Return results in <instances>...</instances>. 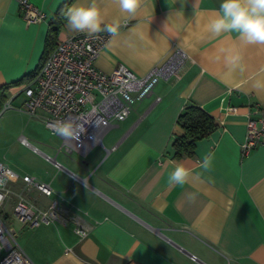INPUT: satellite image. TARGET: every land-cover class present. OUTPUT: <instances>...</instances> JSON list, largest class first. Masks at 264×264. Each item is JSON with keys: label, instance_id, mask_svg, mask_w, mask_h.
Listing matches in <instances>:
<instances>
[{"label": "crops", "instance_id": "1", "mask_svg": "<svg viewBox=\"0 0 264 264\" xmlns=\"http://www.w3.org/2000/svg\"><path fill=\"white\" fill-rule=\"evenodd\" d=\"M66 1L31 0L47 19L27 24L15 0H0V91L22 81L4 91L6 100L22 95L23 103L20 87L46 59L50 20ZM221 2L139 0L134 13H125L116 0H97L105 24L120 25L95 62L99 70L123 64L142 76L176 49L186 59L102 143L91 139L69 152L60 136L58 147L24 136L30 155L26 169L15 171L49 182L50 197L30 196L42 207L56 200L71 217L23 227L19 244L35 264H264V146L246 156L240 148L249 109L264 108V45L245 44L234 32L213 36L207 25ZM75 33L62 19L54 39ZM191 103L218 128L196 142L193 155L175 158L172 144L184 133L177 119ZM227 106L237 110L226 113ZM204 155L212 156L208 171L200 167ZM178 163L190 169L189 180L168 187ZM76 218L89 228L85 239L74 231Z\"/></svg>", "mask_w": 264, "mask_h": 264}, {"label": "built area", "instance_id": "2", "mask_svg": "<svg viewBox=\"0 0 264 264\" xmlns=\"http://www.w3.org/2000/svg\"><path fill=\"white\" fill-rule=\"evenodd\" d=\"M15 1L27 24L46 21V13L31 0ZM124 25H128V21ZM98 37L89 38L78 32L59 41L38 73L20 87L25 111L39 118L51 134L56 135L53 125L58 120L72 121L85 129L78 140L61 137L69 152L73 144L91 139L102 143V136L127 119L134 106L150 96L161 80L170 79L186 59L185 52L176 49L167 61L154 66L145 75L139 76L123 64L107 73L99 70L95 62L110 37L106 32L99 33ZM10 92V97L16 95L12 89ZM11 103L12 99L5 108ZM236 110V107L227 106L225 111L235 113ZM20 141L30 144L24 136ZM261 146H264V108L255 104L248 112L241 154L246 156ZM115 148L116 145L111 150ZM32 192L50 197L54 190L49 182L19 174L0 161V264H35L19 244L16 231L6 223L8 209L16 220L29 227L67 224L71 220L69 211L59 206L56 200L46 207L37 205L30 196ZM74 221L75 233L85 239L89 228L78 218ZM66 252H72V249L67 248ZM191 258L195 260L196 256Z\"/></svg>", "mask_w": 264, "mask_h": 264}, {"label": "clouds", "instance_id": "3", "mask_svg": "<svg viewBox=\"0 0 264 264\" xmlns=\"http://www.w3.org/2000/svg\"><path fill=\"white\" fill-rule=\"evenodd\" d=\"M119 8L125 13H134L139 0H116ZM66 27L73 32L84 33L89 38H99L98 34L106 32L114 38L119 34V21L105 24L97 0L87 4L75 0L61 11ZM208 31L213 36L222 33H236L239 40L249 45H264V0H222L215 18L210 19ZM54 133L67 140H78L85 131L82 126L72 121L58 120L53 125ZM212 165V156L204 155L200 167L208 171ZM191 171L183 163L175 164L168 173L167 186L184 185L188 182Z\"/></svg>", "mask_w": 264, "mask_h": 264}, {"label": "rangeland", "instance_id": "4", "mask_svg": "<svg viewBox=\"0 0 264 264\" xmlns=\"http://www.w3.org/2000/svg\"><path fill=\"white\" fill-rule=\"evenodd\" d=\"M23 96L19 95L9 107L5 108L9 98L0 106V160L9 164L16 171L26 169L25 159H28L29 148L20 142V137L25 136L31 143L37 144V140L50 146L58 147L60 145L59 138L50 133L45 124L30 115L24 109L22 103ZM119 130L112 131L111 135L105 139L108 146L109 141L118 135ZM9 219L6 223L16 231V237L22 244L23 227L18 220L12 216V211L8 209Z\"/></svg>", "mask_w": 264, "mask_h": 264}, {"label": "trees", "instance_id": "5", "mask_svg": "<svg viewBox=\"0 0 264 264\" xmlns=\"http://www.w3.org/2000/svg\"><path fill=\"white\" fill-rule=\"evenodd\" d=\"M71 2L72 0H67L59 9L54 18L50 20L49 36L47 39L48 50L45 52L47 56L59 42L54 39V35H56L60 21L62 22V19H64L61 16V11L65 9L66 5H70ZM43 63L44 62H42V64L39 65V67L29 75L26 82H28L36 73H38ZM21 82L22 81H18L2 88L0 91V106H2V104L6 101V95L4 91L10 86L19 85ZM177 124L182 128L184 133L181 136H178L172 144V147L175 150V158L193 155L196 142L206 138L218 128L214 117L194 103L188 104L183 109V111L178 116Z\"/></svg>", "mask_w": 264, "mask_h": 264}, {"label": "water", "instance_id": "6", "mask_svg": "<svg viewBox=\"0 0 264 264\" xmlns=\"http://www.w3.org/2000/svg\"><path fill=\"white\" fill-rule=\"evenodd\" d=\"M52 162H54L55 164L57 163V161H56V159L55 158H53L52 160H51ZM188 255H190L191 257L193 256V254L192 253H190V252H187V251H185Z\"/></svg>", "mask_w": 264, "mask_h": 264}]
</instances>
